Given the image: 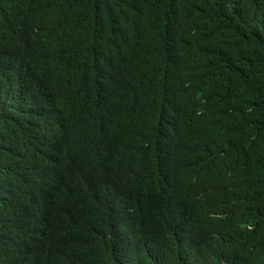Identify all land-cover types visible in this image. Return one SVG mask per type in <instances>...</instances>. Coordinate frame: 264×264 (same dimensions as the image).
I'll return each instance as SVG.
<instances>
[{"label":"trees","instance_id":"obj_1","mask_svg":"<svg viewBox=\"0 0 264 264\" xmlns=\"http://www.w3.org/2000/svg\"><path fill=\"white\" fill-rule=\"evenodd\" d=\"M0 264H264V0H0Z\"/></svg>","mask_w":264,"mask_h":264}]
</instances>
